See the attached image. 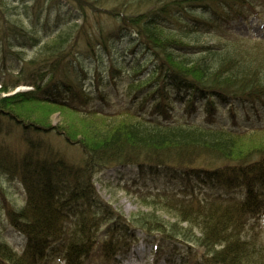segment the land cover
Returning <instances> with one entry per match:
<instances>
[{
    "label": "trees",
    "instance_id": "obj_1",
    "mask_svg": "<svg viewBox=\"0 0 264 264\" xmlns=\"http://www.w3.org/2000/svg\"><path fill=\"white\" fill-rule=\"evenodd\" d=\"M36 1L0 0V136L24 144L0 143V173L19 180L26 197L20 208L3 201L25 245L0 239V264H119L136 229L154 243L156 261L264 264V245L244 236L264 212V39L232 27L257 13V0H44L28 8ZM36 46L27 59L22 50ZM21 85L30 88L9 93ZM56 111L72 121L53 125ZM53 137L78 147L80 158ZM129 165L140 177L172 172L185 189L138 190L148 210L126 217L96 181Z\"/></svg>",
    "mask_w": 264,
    "mask_h": 264
},
{
    "label": "rangeland",
    "instance_id": "obj_2",
    "mask_svg": "<svg viewBox=\"0 0 264 264\" xmlns=\"http://www.w3.org/2000/svg\"><path fill=\"white\" fill-rule=\"evenodd\" d=\"M35 2V1H34ZM29 2L28 8L31 6L41 7L44 0H37L36 3ZM19 8V13H22L23 18L25 19L26 14L25 10L21 8L23 4L16 3ZM15 3L11 4V7H14ZM257 13L248 16L247 20L240 19L235 22H232L234 31L244 37L253 38L256 40L264 39V0H257ZM18 11L13 12V18L16 19L20 17ZM15 14V15H14ZM52 19V17H50ZM26 25L24 26L28 31H31V25H29V19H25ZM54 27V24L51 25V28ZM27 39L30 36H26ZM35 37V36H34ZM207 39V38H205ZM75 50H77L80 45H75ZM22 49V48H21ZM20 49V50H21ZM27 50H22L27 53V59L32 60L36 56L37 50L39 47L25 48ZM14 51V50H12ZM15 51H17L15 49ZM27 85H21L15 91H10V94L15 93L16 91H24L29 89ZM107 91H110L109 97L112 101L118 99V94L115 92L113 87L109 84ZM97 102H91V105H95ZM70 122L72 119L66 117L60 111H56L51 115V122L53 125L61 123L62 121ZM60 149L64 150L69 157L74 160H78L81 156V152L78 147L72 146L69 147L60 140V138L53 137L52 139ZM4 142L12 146L19 145V148L24 149V144L18 140L16 134L10 136H0V143ZM17 147V146H15ZM139 169L137 166L129 165L127 167H117L114 169H107L103 172H100L97 175L96 186L100 196L105 200L113 204V206L123 212L126 217H131L133 214L142 211L148 210V207L141 203L139 198V191L142 190L145 192L150 191H173V190H183L185 187L172 175V172L169 174L161 173L159 177L151 178L150 176L140 177ZM0 188L2 187V192L0 193V239L4 242H7L16 250H23L25 245V239L23 236L15 232L12 229L5 217V209L3 208V201L10 202L11 205L16 208H20L25 204V194L23 188L17 179H10L9 177L0 173ZM132 188L135 191H130L128 188ZM189 190H191L189 188ZM204 190L215 191V189H209L206 187ZM218 192L226 194L225 189H219ZM236 195H240L239 192H235ZM149 199V198H148ZM136 217H140L136 215ZM135 217V218H136ZM251 221L247 228V233L244 236L251 239L252 236L258 241V243L264 245V212L257 216L251 217ZM133 234L136 236V241L129 248L127 254L124 257H120L119 264H167L164 260H159L154 262L153 251L155 249L154 243L151 239L148 240L144 232L140 229H136ZM47 264H64L59 260V257L51 258Z\"/></svg>",
    "mask_w": 264,
    "mask_h": 264
}]
</instances>
